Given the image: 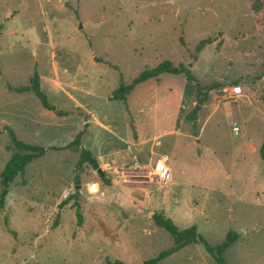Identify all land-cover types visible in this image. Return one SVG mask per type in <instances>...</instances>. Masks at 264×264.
<instances>
[{"label":"rangeland","instance_id":"374dc122","mask_svg":"<svg viewBox=\"0 0 264 264\" xmlns=\"http://www.w3.org/2000/svg\"><path fill=\"white\" fill-rule=\"evenodd\" d=\"M165 60L185 64L198 82L165 72L127 101L108 99L122 80ZM35 73L68 114L13 89ZM214 82L199 96L198 84ZM236 82L239 97L219 91ZM86 122L83 146L105 155L110 185L88 163L78 171L79 152L64 148ZM6 125L47 151L10 184L0 264H143L175 244L154 212L180 228L196 224L212 245L235 231L227 263L264 264V0H0V192L13 152ZM129 136L145 149L129 150ZM166 153L177 163L162 182L142 162ZM158 264L218 263L193 243Z\"/></svg>","mask_w":264,"mask_h":264},{"label":"trees","instance_id":"16d2710c","mask_svg":"<svg viewBox=\"0 0 264 264\" xmlns=\"http://www.w3.org/2000/svg\"><path fill=\"white\" fill-rule=\"evenodd\" d=\"M254 8L257 9L262 8V5H256V2L253 4ZM208 40H204L201 42L200 47L205 45ZM99 60H102L101 58ZM113 67L118 69V66L113 65ZM183 73L187 77L188 80L198 82L197 78L192 74L191 69L187 67L185 64L180 63L175 65L171 60H165L160 64L146 68L143 70L131 83L126 84L123 80L120 85L112 92L110 96V100H122L127 101L128 95L131 91L138 85L144 81H147L151 78H157L162 73ZM237 83V82H236ZM199 88V96L205 95V91H209L215 89L220 86V83L214 82L207 86H202L198 84ZM14 90L18 92L25 91H34L35 94L40 98L43 106L49 110L54 111L58 115H66L69 113L67 110L58 109L55 105H53L48 98V95L42 90L40 76L38 73H35L33 76L30 85L13 87ZM202 100H206V98H202ZM89 127V122H86L84 128L77 133L75 138L68 143L64 148H69L76 152H79L80 157L77 163V170L83 171L85 167V163L91 165L94 169H96L102 179V181L106 185L111 184V178L106 176V171L102 170L100 167V163L97 157L94 156L92 151L83 146V139L87 133V128ZM5 129L10 132L11 135V143L8 145L9 150H13L12 156L10 160L7 162L6 166L1 172V192H0V210L5 207L6 197L9 192L10 184L13 182L14 178L20 174L24 173L26 165L32 160L42 156L46 153L47 148L44 146L31 144L21 140L14 129L6 125ZM1 132V130H0ZM56 149H60L58 147H54ZM261 154L264 157V143L261 147ZM78 205V215L80 222L82 221V214L80 211L79 204ZM152 218L157 226L163 227L170 232L172 235L175 244L168 250H164L160 252L157 256L150 258L143 262V264H158L162 259L170 256L171 254L179 251L183 247L193 243H201L206 248V250L212 254L215 261L218 264H228L224 254L226 250L234 244L238 240V234L235 231H230L228 233L227 238L217 245L210 244L207 239L201 235L198 231V226L193 224L186 228H180L175 221L163 214L162 212H154ZM105 264H128L121 260H108Z\"/></svg>","mask_w":264,"mask_h":264},{"label":"crops","instance_id":"0c3cea01","mask_svg":"<svg viewBox=\"0 0 264 264\" xmlns=\"http://www.w3.org/2000/svg\"><path fill=\"white\" fill-rule=\"evenodd\" d=\"M161 76V75H160ZM160 76L159 77H157L158 79L160 78ZM55 82L56 83H58L59 85L61 84V82H60V80L59 79H56L55 80ZM111 96V95H110ZM110 96H108V99L110 100ZM113 101H117V100H113ZM168 105H173V101L172 100H169L168 101ZM155 106H157V104L155 105ZM179 113V112H178ZM97 123L101 126V127H104V128H108V124L106 123V122H104L102 119H100V118H98L97 119ZM88 134V133H87ZM86 134V135H87ZM128 139H127V141H126V143L128 144V149L129 150H136V151H142L143 149H145L144 148V146H145V142H144V144H143V142L142 141H136V142H134V141H132V139H131V137L129 136V137H127ZM145 141V140H144ZM137 147V148H136ZM135 148V149H134ZM154 147H152L151 149H150V153L152 154V155H154V156H157L159 153H157L154 149H153ZM92 151V150H91ZM117 150L116 149H114V148H110L109 149V152H116ZM92 153L94 154V150L92 151ZM155 154H157V155H155ZM137 156V154H134V156ZM95 157H97L98 158V160L99 161H102L103 163H107V162H109L108 160H106L105 159V155L104 154H100V153H97L96 154V156ZM160 158H163V159H165L166 160V164H167V166L170 168V170L173 172V165H175V163H177V155H176V153H172L171 155L170 154H164L163 156H158L156 159L154 158V157H150V159H149V161H143L142 163H144V162H146L145 164H146V167L148 168V169H154V165H155V162H156V160H158V159H160ZM168 158H170V160H171V164H172V167H170V165H169V163H168ZM138 159V158H137ZM144 160V159H143ZM115 162V160H113V163ZM138 164H140V162L138 163ZM131 168H136V165L134 166V167H131Z\"/></svg>","mask_w":264,"mask_h":264},{"label":"built area","instance_id":"2783aa9c","mask_svg":"<svg viewBox=\"0 0 264 264\" xmlns=\"http://www.w3.org/2000/svg\"><path fill=\"white\" fill-rule=\"evenodd\" d=\"M219 91L229 94L233 98H237L243 93V88L240 83H232L220 87ZM237 129L238 127H235V130ZM153 173H155L162 182H168L172 179V171L167 166L166 160L163 158L156 160Z\"/></svg>","mask_w":264,"mask_h":264},{"label":"water","instance_id":"95a60500","mask_svg":"<svg viewBox=\"0 0 264 264\" xmlns=\"http://www.w3.org/2000/svg\"><path fill=\"white\" fill-rule=\"evenodd\" d=\"M197 111V110H196Z\"/></svg>","mask_w":264,"mask_h":264}]
</instances>
